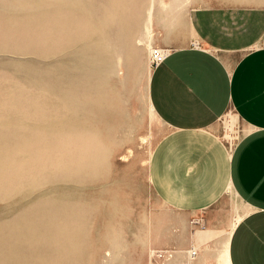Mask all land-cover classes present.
<instances>
[{
	"label": "rangeland",
	"instance_id": "obj_1",
	"mask_svg": "<svg viewBox=\"0 0 264 264\" xmlns=\"http://www.w3.org/2000/svg\"><path fill=\"white\" fill-rule=\"evenodd\" d=\"M118 1L0 0V264H190L205 241L201 216L164 209L151 189L149 125L155 144L168 128L144 99L147 42L174 29L159 46H194L199 3L157 0L150 33L151 0ZM126 112L144 115L131 136ZM212 233L222 264L231 230Z\"/></svg>",
	"mask_w": 264,
	"mask_h": 264
},
{
	"label": "crops",
	"instance_id": "obj_2",
	"mask_svg": "<svg viewBox=\"0 0 264 264\" xmlns=\"http://www.w3.org/2000/svg\"><path fill=\"white\" fill-rule=\"evenodd\" d=\"M196 1L189 23L198 46L173 48L151 78V103L168 131L148 181L164 209L201 216L195 232L233 223L231 264H264V0ZM223 237L208 247L195 238L192 264H218Z\"/></svg>",
	"mask_w": 264,
	"mask_h": 264
},
{
	"label": "bare ground",
	"instance_id": "obj_3",
	"mask_svg": "<svg viewBox=\"0 0 264 264\" xmlns=\"http://www.w3.org/2000/svg\"><path fill=\"white\" fill-rule=\"evenodd\" d=\"M120 1V0H119ZM118 1V2H119ZM116 3V2H115ZM112 4V3H111ZM117 4V9H119L121 6H119L118 7V5H120V4H118V3H116ZM123 4V3H122ZM198 5H196V7H197ZM123 7H125V6H123ZM128 7V6H127ZM129 8V7H128ZM195 8V7H194ZM110 13V12H109ZM159 14H161V10H160V8H159V5H158V2H157V0H151V2L149 3V5H148V7H147V10H146V25H147V28H148V30L150 31V33L154 30V19H155V17L157 16V15H159ZM82 16V15H81ZM123 16V15H122ZM190 24V23H189ZM191 26V25H190ZM191 29H192V27H191ZM116 31V30H115ZM173 31H175L174 29H171L170 31H168V32H166V33H163V35H156L155 37H154V40L153 41H151V42H147V44H146V51H147V54H148V56H149V61L152 59H154V60H156L157 58H155V51L158 53V55L159 56H161V57H163V56H166L172 49H170V48H163L162 46H159V40H165L166 41V43H170L172 40H171V32H173ZM192 35L194 36V38L196 39V37H195V35H194V32H193V30H192ZM148 36V35H147ZM113 38H116L115 36H112V39ZM152 39V38H151ZM197 40V39H196ZM198 42L196 41L195 42V45L196 46H198ZM122 53V52H121ZM120 57H122V56H119V58ZM119 58H118V64L120 63V61H119ZM113 59V58H112ZM121 59V58H120ZM151 60V61H152ZM122 61V60H121ZM150 64H151V62H150ZM150 64L148 63V64H146V66H145V69H146V75H145V77H146V82H145V88H144V99H146V107H145V115L147 114L148 116H150L151 117V115H153V114H155L156 112H155V110H154V107H153V105H152V103H151V99H150V82H151V78H152V75H153V70L151 69V66H150ZM116 66H117V62H116ZM114 67L113 68V73L114 74H117V73H119L120 72V70L117 68V67ZM153 69H155L154 67H153ZM119 75V74H118ZM95 80V79H94ZM97 80H95V82H96ZM98 83V82H97ZM99 83H102V82H99ZM93 84H94V82H93ZM89 85V84H88ZM101 86H103V85H101ZM103 89V88H102ZM107 89V88H106ZM99 90V89H98ZM110 92V91H109ZM60 111V110H59ZM126 114L128 115V117L130 118L128 121L127 120H123L125 123H126V125H127V135H129V136H131V134H133L134 132V128L136 127V125H137V122H138V125L139 124H141L140 122H139V120H141L143 117H144V115H142V117L141 116H139V117H137V116H134V117H132V113L131 114H129V113H127L126 112ZM140 115V114H139ZM156 115V114H155ZM132 117V118H131ZM146 117V116H145ZM149 117V118H150ZM156 117L158 118V120H161L157 115H156ZM136 118H137V121H136ZM85 121V120H84ZM151 127V125H149V130H148V135H149V151H148V153H149V156H148V164H147V170L149 171V166H150V160H152V158H151V156H152V153H153V150H154V148H155V140H154V138H153V132H152V128H150ZM133 139V138H132ZM126 144V143H125ZM228 226L229 227H231V231H232V229H233V227H234V225H233V223H231V224H228ZM112 233L111 234H115V232H114V229H112ZM212 231H213V229H209L208 228V230L207 231H205L206 233H204V239H205V241H204V243L202 244V246H205V247H208V246H210L209 245V239H211L212 237H211V233H212ZM227 233V232H226ZM213 234V233H212ZM106 236V235H105ZM150 235L148 234V237H149ZM231 237V236H230ZM108 238H110V237H108ZM108 238H106L105 239V241H103V243H105V242H108L109 243V240H108ZM212 240V239H211ZM111 241V240H110ZM229 241V240H228ZM227 241V242H228ZM226 242V243H227ZM197 245V244H196ZM198 246V245H197ZM200 246V245H199ZM113 248H114V251H112L111 253L113 254L114 252H116L115 251V249H118V248H120L121 247V244L119 243V242H117V241H114L113 242V246H112ZM195 247V246H194ZM193 247V248H194ZM229 242H228V246H227V249H226V251H225V253H224V256H222V264H231L230 263V260H229ZM195 249V248H194ZM191 253H194V251L192 250V251H190ZM150 253L151 254H153L154 253V251L153 250H151L150 251ZM162 253H165V252H162ZM196 253V252H195ZM223 254V253H222ZM191 255V254H190ZM189 254H188V256H190ZM221 256V255H220ZM219 256V257H220ZM178 257H179V254H178ZM194 257V256H193ZM192 257V258H193ZM218 257V258H219ZM191 260V259H190ZM189 260V263L190 264H192V260L190 261ZM218 264H219V262H218Z\"/></svg>",
	"mask_w": 264,
	"mask_h": 264
},
{
	"label": "built area",
	"instance_id": "obj_4",
	"mask_svg": "<svg viewBox=\"0 0 264 264\" xmlns=\"http://www.w3.org/2000/svg\"><path fill=\"white\" fill-rule=\"evenodd\" d=\"M156 53L157 52H155V54ZM164 58H165V56L161 57V56L158 55L157 59L155 60V66H154V68H156L164 60Z\"/></svg>",
	"mask_w": 264,
	"mask_h": 264
}]
</instances>
